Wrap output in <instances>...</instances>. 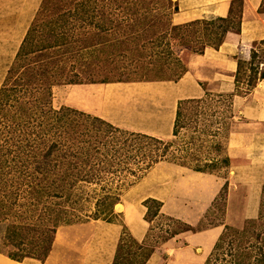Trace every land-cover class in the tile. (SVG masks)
Instances as JSON below:
<instances>
[{"label":"trees","instance_id":"1","mask_svg":"<svg viewBox=\"0 0 264 264\" xmlns=\"http://www.w3.org/2000/svg\"><path fill=\"white\" fill-rule=\"evenodd\" d=\"M47 1L49 0L42 1L16 53L14 65L12 63L0 86V123L8 124L12 127V131L17 130L16 132L20 133V139L14 137V142L19 141L18 147L23 149L24 156L28 158L22 170L27 176L24 186L22 188L21 181H19L15 189L17 191L22 188V193L25 189L26 199L18 205L21 208L14 205L19 198L17 193L14 194L13 201H8L5 207L3 200L0 201V221H6L4 239L13 247L7 255L15 260L34 257L45 261L52 249L59 226L66 222L71 223L79 216L76 208L81 196L78 193L81 186L94 184L90 195L93 206L86 214V218L115 222L119 215L115 210V205L120 201L125 190L135 184L159 161L166 160L196 171L213 173L209 167L217 164L219 160L218 157H210L204 161L203 165L191 164L193 162L190 160L191 155L196 159L197 155L192 150L193 153L190 152L189 142L187 145H181L178 144V140L174 141V139H166L118 126L98 115L73 106L54 107L52 84L57 82L81 83L83 76H93L94 69L91 68L87 70L82 68L66 79H61L58 74L56 75L54 72L56 69L45 68L44 71H40L41 77L36 81L37 90L28 100L20 101L19 97H15L16 92L10 97L11 91L17 88L16 84H12L16 83L12 75L19 65L21 56L25 55L33 44L31 40L34 38L33 31L36 32V18H40ZM89 1L73 0L75 5L72 11L64 10L56 13V17H48L46 23L49 22V28L56 37L51 43L46 45L43 43L39 46L40 50H49L52 47L50 55L53 57V52L57 51V49L53 50V47L68 44L73 38L74 31L79 30L81 33L90 34L89 29L85 28L86 23L92 22L89 18L94 14L90 9ZM68 3L73 4L71 0ZM243 8L244 0H229L226 14L212 19L193 18L183 23L171 24L168 18L161 23L163 28L161 35L165 38L166 34L173 33V38L187 47L188 51H184L186 55L192 52L202 53L206 45L218 48L226 39L228 32H240ZM174 10H178L177 5H174ZM258 10L264 11V0ZM71 19L81 22L77 24L73 21L72 23ZM100 25L102 24H98ZM129 26L132 27L123 31L124 43H128L133 35H142L136 32L131 23ZM81 36H78L77 41ZM260 42L264 43V38L260 39ZM245 44L239 42L235 55L237 59L236 87L241 73L240 58L243 55ZM87 45L89 44L85 42L81 44V47ZM262 53L264 54V51ZM57 54L60 55V53ZM257 56L258 52L254 51L251 57ZM54 59L55 57L51 62H54ZM174 64L182 66L176 75L179 78L187 70V63L184 64L180 58H177L174 59ZM79 75H82L83 79ZM259 77H264V72ZM200 83L205 89L203 96L184 98L178 102L172 132L174 136L178 134L183 109L185 110L187 104L200 103L210 94L213 95L209 89L205 88L204 82ZM234 91L218 93L217 96H228L231 106ZM11 99H14L18 108L16 107L13 112L10 107L1 115V111ZM227 156V159L230 158L229 155ZM227 184V181L223 183L208 212L219 205ZM143 203L147 207L144 218L148 222L155 215H162L173 222L182 224L174 229L169 237L179 232H194L207 227L199 228L162 213L160 209L163 202L155 197L149 196L143 200ZM223 219L207 223L208 226L223 224V229L203 264H216L218 260H224L222 264H264V184L261 189L257 216L246 218L241 226H234L222 221ZM151 230L150 225L144 238L138 240L122 223L111 264H145L157 248L148 243ZM169 237L163 239L162 242ZM227 254L230 256L229 259L223 257Z\"/></svg>","mask_w":264,"mask_h":264},{"label":"rangeland","instance_id":"2","mask_svg":"<svg viewBox=\"0 0 264 264\" xmlns=\"http://www.w3.org/2000/svg\"><path fill=\"white\" fill-rule=\"evenodd\" d=\"M71 1L73 4H69V0H49L46 2L43 10L46 15L41 13L40 18H36V32L33 31L34 38L31 40L33 44L31 48H28L29 51L21 56L19 65L12 75L16 79L14 81L16 83H12V81L11 83L16 84L17 88L15 91H11L10 97L15 95L14 92H16L15 97H19L20 101L28 100L37 90L36 81L41 77V72L49 67L56 69L54 72L61 79L69 78L72 73L78 72L82 68L85 70L87 68L94 69L93 76H83V79L82 75H79L83 79L81 83L108 80L177 79L176 75L182 66L174 64V59L180 58L186 64L189 56L195 53L192 52L186 55L184 51H188L187 47L182 45L176 38L174 39L173 33L166 34L165 38L161 35L163 32L161 23L165 19L169 18L171 24L190 20L180 18V15L176 12L178 10H174V5L178 6L177 0H171V2L169 0H90V9L93 10L94 14L89 18L92 22L85 24V28L89 29L90 34L81 33L79 30L74 31L73 38L68 44L53 47V50L57 49V51L53 52L55 59L54 62H51L53 57L50 55L52 54L50 49L52 47L49 50H40L39 47L43 43L45 45L51 43L56 37L49 28V22L46 23V19L52 16L56 17V13L64 10L72 11L75 2ZM217 16L219 15L206 17V19ZM73 21L75 20L71 19L72 23ZM75 22L78 24L81 21ZM130 23L136 29V32L142 33V35H133L129 38L128 43H124L122 40L124 38L123 31L132 27L129 26ZM98 24L102 25L98 26ZM168 30L171 31L169 28ZM79 35L82 36L77 41ZM85 42L89 45L81 47V44ZM47 51L48 53H46ZM243 51L240 58L242 68L239 82L233 93L245 95L250 93L259 80L263 78L259 76L264 72V54L262 53L264 43H259V40L247 42ZM254 51L258 52V56L255 58L251 57ZM57 53H60V55ZM12 63L14 65V62ZM33 74L35 75L33 76ZM201 77L205 79V75ZM204 83L206 84L205 88L209 89L213 95L210 94L206 100L200 103H188L185 110L183 109L178 134L163 138L178 140V144L181 145H187L189 142L190 152H195L198 159L193 158L191 155L190 160L193 161L191 164L203 165L206 159L218 157L217 164L210 166L209 169L225 178L223 183L228 182L227 188L220 198L219 205L208 212L209 206L206 210L207 213L205 212L193 224L199 228L207 227L194 231L198 233L191 236L192 240L195 241L191 245L185 246L187 240L184 238V233L189 231L179 232L169 237L171 232L182 226V224L173 222L162 215L152 217L149 222L152 230L150 231L151 235L148 243L157 246L155 252L160 255L158 264H203L223 229V224L208 226L207 223L224 218L222 221L234 226H241L246 218L255 217L258 213L261 189L264 184V170H262V167H258L256 173L258 178L255 175L248 182H244L237 179L234 170L231 169L234 165L246 163L249 159L244 156L226 158L229 155L227 141L230 132L248 129L253 124H250L249 120L245 119L234 108L233 100L232 105H229L230 98L228 96H217L218 93L223 92H218L215 89V84ZM67 84L70 83L57 82L52 84V104L54 107L69 105L68 95L62 91ZM58 85L61 87L55 88ZM31 87H33L32 90ZM10 107L13 112L16 107L18 108L14 103V99H11L10 103L5 105L1 115L7 112ZM262 128H264V124H262ZM16 131H12V127L8 124L0 123V201L3 200V206L5 207L8 201H13L14 194L17 193L19 198L14 205L21 208L18 205H21L26 199L25 189L24 193L21 191L27 177L22 170H24L23 165L26 164L28 158L24 156L23 149L18 147L19 141L14 142V137L20 139V133L18 134ZM168 162L162 160L156 163L142 178L125 190L119 202L135 195L141 197L151 192V187L158 183L156 180L159 178L154 176L158 166ZM152 175L154 177L150 180ZM19 181H21L22 188L16 191ZM254 182L260 183L258 205L255 209L252 200H250V192ZM93 186L94 184H88L79 188L78 193L81 196L76 208L79 216L71 223L66 222L59 226L49 253V255L52 254L51 259L54 261L50 262L49 260L45 264H79L84 252L83 244L86 240L91 239L93 223L96 220L86 218V214L90 212L93 206L90 198ZM116 208L120 209L119 207ZM116 211L118 212V210ZM118 213V223L126 225L123 213ZM5 227L6 221H0V252L6 255L13 247L7 244L8 242L4 239ZM167 237L169 239L162 242ZM198 248H201V251H198ZM223 257L229 259L230 256L227 254ZM224 262V260H218L216 264Z\"/></svg>","mask_w":264,"mask_h":264},{"label":"crops","instance_id":"3","mask_svg":"<svg viewBox=\"0 0 264 264\" xmlns=\"http://www.w3.org/2000/svg\"><path fill=\"white\" fill-rule=\"evenodd\" d=\"M42 1L0 0V86ZM177 1L179 9L176 12L184 19L225 15L229 2ZM261 2L244 0L240 32H228L218 48L206 45L202 53H192L187 60V70L179 78L70 83L62 89L68 95V104L118 126L160 137L172 135L179 100L203 96L205 89L200 82L213 83L215 89L222 92L235 90V55L239 42L264 38V12L258 10ZM203 75L205 79L201 77ZM58 87L61 86H55ZM232 100L234 108L253 124L248 129L230 132L227 141L230 157L244 156L249 159L231 169L237 179L248 182L255 177L258 167L264 170V77L250 93L234 94ZM154 176L159 179L151 187V192L118 202L121 208L115 209L123 213L124 222L138 240L144 238L149 227L144 218L147 207L143 200L146 197L161 200L162 213L194 224L205 214L225 180L215 173L200 172L169 162L158 166ZM154 176H150V180ZM259 188L260 183L252 184L250 200L254 209L258 205ZM121 229L122 224L118 222L94 220L91 239L83 244L84 252L79 264H111ZM196 233H184L187 240L185 246L195 242L191 236ZM51 258L52 254L45 261L34 257L15 260L0 252V264H45L49 260L53 262ZM159 261L160 255L153 252L145 264H158Z\"/></svg>","mask_w":264,"mask_h":264},{"label":"bare ground","instance_id":"4","mask_svg":"<svg viewBox=\"0 0 264 264\" xmlns=\"http://www.w3.org/2000/svg\"><path fill=\"white\" fill-rule=\"evenodd\" d=\"M116 207H119V208H121V204L120 203H117V206Z\"/></svg>","mask_w":264,"mask_h":264}]
</instances>
